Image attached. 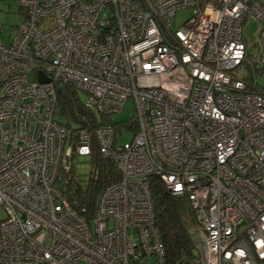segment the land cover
<instances>
[{
	"label": "built area",
	"instance_id": "2783aa9c",
	"mask_svg": "<svg viewBox=\"0 0 264 264\" xmlns=\"http://www.w3.org/2000/svg\"><path fill=\"white\" fill-rule=\"evenodd\" d=\"M20 6L12 40L0 42V264H166L151 177L186 196L197 218L194 258L176 264H264V2ZM180 8L191 15L173 28ZM247 18L259 24L251 61ZM55 84L83 92L84 107L106 116L130 98L134 116L70 130L55 120ZM92 135L121 176L87 220L59 185L69 161L90 155Z\"/></svg>",
	"mask_w": 264,
	"mask_h": 264
},
{
	"label": "trees",
	"instance_id": "16d2710c",
	"mask_svg": "<svg viewBox=\"0 0 264 264\" xmlns=\"http://www.w3.org/2000/svg\"><path fill=\"white\" fill-rule=\"evenodd\" d=\"M247 66L246 78L251 79L253 70L257 68L251 63ZM54 88V115L59 124L70 130L86 129L92 133L97 126L112 122L110 116L87 110L78 96V91L71 85L55 84ZM88 157L89 172L85 178L74 174L71 168L67 182L59 185L70 206L87 220L95 213L100 191L109 183L118 181L121 176L114 164L101 156L93 135L92 151ZM150 182L155 226L163 245L166 264H176L183 260L191 263L195 253L194 239L198 224L194 210L186 196L170 195L158 178L151 177Z\"/></svg>",
	"mask_w": 264,
	"mask_h": 264
},
{
	"label": "rangeland",
	"instance_id": "374dc122",
	"mask_svg": "<svg viewBox=\"0 0 264 264\" xmlns=\"http://www.w3.org/2000/svg\"><path fill=\"white\" fill-rule=\"evenodd\" d=\"M264 2V0H260ZM191 15L190 8H180L175 12L174 15V27L178 28L184 24L186 19ZM24 17V10L20 6V0H0V42L8 43L12 40L16 27L21 23ZM258 29L259 24L247 18L243 23V39L248 46V60H255L258 56V50L260 48V43L258 40ZM244 69H248L245 66ZM239 71V70H235ZM264 81V80H261ZM1 93V92H0ZM79 98L85 102L87 96L78 91ZM134 116V108L132 100L129 98L126 101L124 110L118 113H113L110 115L111 121L115 123H121L127 121L129 118L132 119ZM133 130L124 131L119 138V143L129 141L132 138ZM71 165L73 173L78 175L80 178H85L89 172V157L88 156H77L72 161H69V166ZM2 211L0 209V216ZM80 264H86L85 262H80Z\"/></svg>",
	"mask_w": 264,
	"mask_h": 264
},
{
	"label": "water",
	"instance_id": "95a60500",
	"mask_svg": "<svg viewBox=\"0 0 264 264\" xmlns=\"http://www.w3.org/2000/svg\"><path fill=\"white\" fill-rule=\"evenodd\" d=\"M37 80L41 83H47L49 82V78L46 77L41 71L37 74Z\"/></svg>",
	"mask_w": 264,
	"mask_h": 264
}]
</instances>
